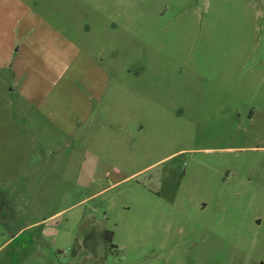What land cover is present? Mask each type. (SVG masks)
<instances>
[{"label":"rangeland","instance_id":"1","mask_svg":"<svg viewBox=\"0 0 264 264\" xmlns=\"http://www.w3.org/2000/svg\"><path fill=\"white\" fill-rule=\"evenodd\" d=\"M0 264H264V0H0Z\"/></svg>","mask_w":264,"mask_h":264},{"label":"trees","instance_id":"2","mask_svg":"<svg viewBox=\"0 0 264 264\" xmlns=\"http://www.w3.org/2000/svg\"><path fill=\"white\" fill-rule=\"evenodd\" d=\"M107 238H108V240H111V235L107 234Z\"/></svg>","mask_w":264,"mask_h":264}]
</instances>
